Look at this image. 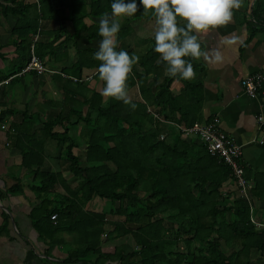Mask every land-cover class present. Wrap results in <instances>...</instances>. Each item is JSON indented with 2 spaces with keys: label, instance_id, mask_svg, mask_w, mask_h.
Here are the masks:
<instances>
[{
  "label": "trees",
  "instance_id": "1",
  "mask_svg": "<svg viewBox=\"0 0 264 264\" xmlns=\"http://www.w3.org/2000/svg\"><path fill=\"white\" fill-rule=\"evenodd\" d=\"M0 1L4 12L19 16L14 43L28 63L38 20L31 22L25 11L37 12L36 5ZM112 2L92 0V15L110 12ZM246 14L252 32L264 29V0H255ZM152 44L139 60L141 72L133 67L127 82L140 94L131 101L135 109L94 94L84 103L86 115L78 113L88 139L82 160L72 154L73 143L66 147L75 186L33 162L41 194L34 229L49 248L68 245L64 264H251L252 252L264 257V228L252 222L249 198L239 195L230 170L208 155L202 141L184 136V129L203 122L202 84L168 76L156 61L154 39ZM190 62L196 75L201 66ZM174 81L182 84L179 94L171 92ZM25 155L22 165L30 168ZM56 187L62 201L53 197ZM96 198L111 202L108 213L86 209ZM64 233L72 241L60 237Z\"/></svg>",
  "mask_w": 264,
  "mask_h": 264
},
{
  "label": "crops",
  "instance_id": "2",
  "mask_svg": "<svg viewBox=\"0 0 264 264\" xmlns=\"http://www.w3.org/2000/svg\"><path fill=\"white\" fill-rule=\"evenodd\" d=\"M91 2L39 0L36 5L25 0L36 5L37 10L29 14L25 11L31 22L33 18L38 20L37 40L35 36L31 39L37 49L34 54L42 61L45 72L37 75L19 70L28 59L21 57L23 53L14 43L19 34L16 28L19 16L4 12V3L0 1V124L6 127L0 129V264H64L67 257L68 245L49 248L34 229L32 213L41 194L35 189L38 179L33 162H41L43 172H60L75 186L68 171L66 147L73 143L72 154L83 159L88 127L78 113L86 115L88 106L84 103L92 95H100L103 87L97 73L100 62L94 59L102 39L98 35L102 15H92ZM136 2L139 9L136 15L121 20L117 51L135 54L140 60L153 45L155 22L151 13L143 14L139 0ZM254 2L243 0L231 23L200 38L202 50L219 49L225 59L221 64L197 61L201 67L195 78L202 84L204 97L203 122L198 124L217 117L221 130L242 147L245 198H249L252 222L258 225L257 229H263L264 144L259 145L263 134L256 118L264 119V79L255 99L248 98L240 85L249 75L260 73L264 77V29L252 32L245 24L250 21L246 13ZM230 34L241 37L243 44L225 46L220 38ZM138 64L139 61L133 67L141 72ZM79 66L82 68L78 71ZM181 89L179 81L171 84L172 93L179 94ZM128 93L131 101L140 100L137 87L128 89ZM101 100L107 99L101 96ZM50 134L55 138L48 137ZM24 154L30 168L22 165ZM231 184L226 185L228 191L234 190ZM61 193L56 187L53 197L62 201L57 197ZM100 203L104 205V201L96 198L87 204L92 205L88 209L100 211ZM60 237L72 241L68 234ZM251 262L264 264V257L252 252Z\"/></svg>",
  "mask_w": 264,
  "mask_h": 264
},
{
  "label": "clouds",
  "instance_id": "3",
  "mask_svg": "<svg viewBox=\"0 0 264 264\" xmlns=\"http://www.w3.org/2000/svg\"><path fill=\"white\" fill-rule=\"evenodd\" d=\"M143 14L154 18L153 51L158 63L165 65L170 77L191 80L195 71L191 60L203 59L209 64H221L224 56L219 49L202 50L200 38L232 22L234 11L239 10L243 0H139ZM136 0H113L111 13L102 14L98 35L102 38L94 59L99 63L97 73L103 82L100 95L105 99L121 101L135 109L128 93V79L139 56L124 50L117 51V37L121 20L138 12ZM228 47L242 45L241 37L230 34L221 37Z\"/></svg>",
  "mask_w": 264,
  "mask_h": 264
},
{
  "label": "built area",
  "instance_id": "4",
  "mask_svg": "<svg viewBox=\"0 0 264 264\" xmlns=\"http://www.w3.org/2000/svg\"><path fill=\"white\" fill-rule=\"evenodd\" d=\"M38 5L39 0H29ZM34 40H37L35 36ZM34 72L37 75H42L45 68L42 61L34 54L33 46L31 47L30 56L27 65L21 70V73ZM264 77L260 73L249 75L241 80L240 85L243 93L250 99L257 97L258 90L261 87ZM157 118V115H153ZM256 122L260 131H262V139L259 145L264 144V119L257 117ZM0 129L5 130L4 124H0ZM184 134L189 137H197L203 142L208 155L215 159L218 163L225 165L235 178L239 188V195L246 197L247 182L244 178V171L242 165L243 151L242 147L238 145L231 137L225 134L220 128V120L217 117L211 118L204 124H193L190 128L183 130ZM162 139V137H161ZM56 215L51 216V220L55 219ZM258 227L257 224H255Z\"/></svg>",
  "mask_w": 264,
  "mask_h": 264
},
{
  "label": "rangeland",
  "instance_id": "5",
  "mask_svg": "<svg viewBox=\"0 0 264 264\" xmlns=\"http://www.w3.org/2000/svg\"><path fill=\"white\" fill-rule=\"evenodd\" d=\"M63 177V176H62ZM64 178V177H63ZM67 183L70 185V183L67 181ZM71 186V185H70ZM72 187V186H71ZM100 202V201H99ZM103 203V202H102ZM102 203H100V205L98 206L99 207V209H100V211H97V212H101L102 210H105V212L106 213H108L109 212V210H110V207H111V202H105L104 201V205L102 204ZM99 204V203H98ZM90 207H92V205L90 206H87L86 207V209H90ZM88 209V210H89ZM95 212V211H94ZM106 246H108V248H110L111 246H112V244H108V245H106Z\"/></svg>",
  "mask_w": 264,
  "mask_h": 264
}]
</instances>
